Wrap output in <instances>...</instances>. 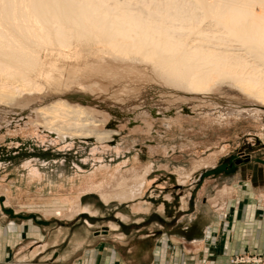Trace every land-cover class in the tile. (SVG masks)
Returning a JSON list of instances; mask_svg holds the SVG:
<instances>
[{
  "label": "rangeland",
  "instance_id": "374dc122",
  "mask_svg": "<svg viewBox=\"0 0 264 264\" xmlns=\"http://www.w3.org/2000/svg\"><path fill=\"white\" fill-rule=\"evenodd\" d=\"M254 8L261 7L255 2ZM189 38L197 39L195 33ZM83 54L66 61L73 69H66L58 88L33 92L30 105L22 99L13 111L0 109V248H6L0 264H50L56 247L39 255L41 234L61 228H89L98 246L111 222L133 245L150 249L156 243L154 227L161 225L167 234L173 217H192L199 204L214 215L219 246L212 247L211 232L212 243L204 240L209 252L205 255L203 247L199 260L193 251V264H212L204 258L221 255L219 248L228 242L243 245L250 234L257 246L223 253L224 264L263 259L264 105L229 85L201 95L152 80V71L140 63ZM58 100L85 107L101 131L113 132L110 139L87 137L66 146L36 110ZM79 205L80 211L69 216ZM114 216L123 218L126 228ZM82 251L70 255L67 264H83ZM96 258L92 251L90 264ZM160 262L168 263L165 251Z\"/></svg>",
  "mask_w": 264,
  "mask_h": 264
},
{
  "label": "bare ground",
  "instance_id": "6f19581e",
  "mask_svg": "<svg viewBox=\"0 0 264 264\" xmlns=\"http://www.w3.org/2000/svg\"><path fill=\"white\" fill-rule=\"evenodd\" d=\"M106 3L0 0V109L13 111L22 99L30 105L35 92L58 88L66 69H73L66 61L84 51L140 63L152 71V80L170 87L202 95L229 85L264 105V0ZM204 18L210 19L206 27L200 26ZM193 33L197 39L189 38ZM36 110L66 146L72 140L95 137L103 143L111 137L112 131H101L99 120L80 105L58 100Z\"/></svg>",
  "mask_w": 264,
  "mask_h": 264
},
{
  "label": "crops",
  "instance_id": "0c3cea01",
  "mask_svg": "<svg viewBox=\"0 0 264 264\" xmlns=\"http://www.w3.org/2000/svg\"><path fill=\"white\" fill-rule=\"evenodd\" d=\"M249 185H251V183H249ZM210 212L211 211L207 206L199 204L196 209V214H194L192 217H183L178 220H173L175 219V217H173L171 221H174L175 225H173V229L168 230L167 234H164L161 225L154 227L153 230H151V236L154 237L156 246L154 245V247L152 246L150 249H145V247L142 248L139 244L133 245V242L129 241L126 231L121 230V232L117 233L115 231L117 230V224L113 225L111 222L108 233L106 236H104L105 242H102L98 246H96V238L91 235L89 228H86L84 231H71L61 228L56 230L54 235L52 233L46 236L41 234L43 236L41 237L43 242V245L41 246L43 249H41L39 255L45 253L47 250L53 247H56L55 251H52L51 253L55 259L50 264H67L65 260L70 258V255L71 257L75 256V254L79 253L80 250H83V255L81 257V259L84 260L83 264H90V253L93 251V255L96 258V253L94 250H98V256L94 264H106L107 262L109 263L108 260L112 259L118 262V264H161V251H165V258L168 262L167 264H193V257L191 256L193 251L194 254H197L195 257L199 260H202L201 251L203 250V247L205 250L207 249V251H205L206 253L204 252L205 255L207 252H209L208 250L210 249L206 248L207 244H204V240L209 239L212 243L211 239L213 238L209 237L211 232L215 241V243H212V247H215L216 249L217 246H219L217 237L215 236V234L218 232V226L216 223H214L216 222L213 220L214 215H212ZM252 213L253 212H251V214ZM114 219L117 221L116 223L121 224V227L126 228L125 226L127 225H125L123 218L114 216ZM242 224L243 223H240L241 229L237 231V235L235 236L237 239L241 238L242 236ZM250 236L251 240L245 241L243 245H239L238 242L235 241L228 242L229 244L226 246V248H223L222 246L219 248L218 252H220L221 255L213 259L211 258L206 260L204 258V260H210L212 264H224L226 261V256H224L225 254L227 255L228 253H232L237 250H245V248L248 246L250 248L257 246L253 243V235L250 234ZM160 237L162 239L159 242ZM166 240L169 241V246L165 245ZM172 248H174V251ZM5 250L6 248L4 246L2 249L0 248V260L5 258ZM103 253L106 254V256L101 259V255ZM140 256H145L147 262H145V260L142 261V257ZM23 257L27 259L30 258L31 255L28 253V256L23 255ZM30 261L31 259L25 261V263H29ZM109 264H111V262ZM199 264L202 263L199 262Z\"/></svg>",
  "mask_w": 264,
  "mask_h": 264
},
{
  "label": "built area",
  "instance_id": "2783aa9c",
  "mask_svg": "<svg viewBox=\"0 0 264 264\" xmlns=\"http://www.w3.org/2000/svg\"><path fill=\"white\" fill-rule=\"evenodd\" d=\"M250 262H251V260H250V258L249 257H247V260L246 261H244V262H239V263H245V264H250ZM252 264H264V258L263 259H256V258H254L253 260H252Z\"/></svg>",
  "mask_w": 264,
  "mask_h": 264
}]
</instances>
